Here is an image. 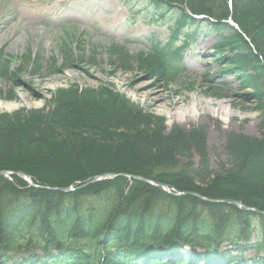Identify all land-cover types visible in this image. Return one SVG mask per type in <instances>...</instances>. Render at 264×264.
Masks as SVG:
<instances>
[{
    "label": "trees",
    "instance_id": "trees-1",
    "mask_svg": "<svg viewBox=\"0 0 264 264\" xmlns=\"http://www.w3.org/2000/svg\"><path fill=\"white\" fill-rule=\"evenodd\" d=\"M148 1L156 9L165 12L162 18L168 14L173 17L172 38L169 45L156 42L152 45L150 53L138 55L137 62L144 70L160 76L167 82L177 77L179 63L176 61L180 57V50L172 53L173 50L169 47L176 44L179 39L186 47L188 42L195 39L200 30L206 27L212 32H217L222 40L216 46L217 57L223 58L225 49L230 53L234 49L239 54L242 53L243 56L230 55L228 61L230 68L227 72L240 75L243 85L247 86L246 82L251 76H247L244 58H253L250 46L257 49L259 58L264 59L259 42L261 33L258 35L255 33L261 32V28L264 27V0H233V11L230 10L229 0ZM194 16H206L207 19L198 20ZM230 17L238 24L241 32L227 23ZM227 30L230 33L223 35L222 33ZM243 34L252 44L248 43ZM250 53L251 56L247 57L246 55ZM127 55L126 53L125 57H120L123 60V67H127L124 65L129 58ZM258 57L250 66L255 68L254 89L260 92L264 100V78L261 77L264 70L258 64L260 62ZM3 60L0 54V65ZM76 93L75 89L68 95L64 93L66 97L58 101V109H54V112L17 119V122L9 124V128L23 126L39 132H51L53 126L62 130L65 128L94 129L97 132L110 130L113 134L105 136L103 141L96 140V144L94 142L87 144V139L70 141L79 143V146L86 145L88 151L64 146L59 141L58 144L49 143L51 145H45L46 141H37L35 143L47 147L49 153L46 155H53L51 160L49 157L44 158L46 156L44 155L27 164H7L14 160H11V157L0 156V171L23 172L31 176L35 184L52 188L71 186L77 188L78 183L85 184L106 174H127L166 184L179 192L197 193L208 199L238 200L246 207L264 212V139L258 141L245 136H233L230 145L236 155L234 158L236 164L232 162L234 163L232 170L214 175L209 171L208 160L204 154L205 148L200 143V137L195 138L194 133H189L190 135L185 137L194 140L197 149L204 155L201 170L195 172L193 166L189 163L183 164L175 157L182 151L179 147L181 144L179 137L182 136L180 131H174L170 138L163 141L159 135L162 132L160 130L155 132L156 134H149L146 130L142 133L139 128L134 130L135 126L142 124L143 121H139L143 115L133 109L126 111L125 105L120 103L121 99L117 95L110 94L111 97L105 93V98L99 99L97 101L99 104H96L97 102H89L94 101L93 95H88L87 102H80ZM74 103L77 107L71 108ZM98 106L102 109H97ZM111 117L113 122H109ZM143 126L147 127V124ZM64 130L62 132L66 133ZM125 133L130 135V138L129 136L126 138ZM144 136L147 138L144 140L147 147L139 144ZM0 137L3 135L0 134ZM7 143L13 146L14 141ZM130 143L136 148L130 147L132 146ZM182 144L186 150L188 143ZM59 146L63 147L57 152ZM137 150L143 153L139 155ZM145 153L147 155H144ZM60 156L62 158H59ZM149 156L152 159L145 158ZM205 177L212 178L208 186L205 188L197 186V179L205 181ZM11 179L0 177V264L195 262L196 257L190 254L188 257L181 252L179 247L182 245L178 244L173 245L177 251L172 253L169 258L171 260L166 258L170 250L166 239L169 235L172 237L176 234L180 235L182 244L190 241L191 243L187 244L190 247L202 245V248H209L213 255L202 257L200 263L218 264V258L213 253L216 247L214 237L217 235L216 232L213 235H209L208 232L213 229V222L223 223L224 213L228 218L233 217L235 224L228 219L225 220L224 234H219L222 241L230 242V234L234 235V231L240 233L239 229L243 224L244 227L250 228L253 219H258L264 227V217L257 214L246 213L233 206L209 204L194 197H174L154 186L138 181L131 182L123 177L103 180L70 194L32 188L17 175H13ZM104 197L107 200L98 207L93 206L94 204H85L95 198ZM81 205H85L86 208L80 209ZM235 220L240 221V224ZM136 228L139 229L138 235L132 232ZM195 231H198L201 237L195 235ZM195 237L198 238L199 245H195L198 244L193 241ZM228 259L229 256H225L221 261L227 262Z\"/></svg>",
    "mask_w": 264,
    "mask_h": 264
},
{
    "label": "rangeland",
    "instance_id": "rangeland-1",
    "mask_svg": "<svg viewBox=\"0 0 264 264\" xmlns=\"http://www.w3.org/2000/svg\"><path fill=\"white\" fill-rule=\"evenodd\" d=\"M147 6L148 2L143 0H0V50H3L10 65L8 72L0 76V134L3 135L0 137V156L14 160L7 164H27L48 154L47 147L35 143L37 141H46L45 145L60 142L64 146L84 151L87 150L86 145L79 146V143L70 141L87 139L90 140L86 141L87 144L95 143L96 140L103 141L105 136L113 134L110 130L97 132L81 128H65L63 130L66 133H63L62 129L53 126L51 132H39L23 126L9 128V124L17 122V119L54 112V109H58V101L66 97L64 93L68 95L73 89L80 102H87L88 95H93L94 101H89L92 103L105 98V93L117 95L126 111L133 109L143 115L139 121H143L142 124L135 126L134 130L139 128L142 133L146 130L149 134H156L160 130L162 132L159 135L163 141L170 138L174 131H180L182 136L179 137V147L182 151L175 157L183 164L189 163L195 172L201 170L204 155L199 152L194 140L185 137L189 133H194L195 138L200 137L209 171L214 175L233 168L236 157L230 145L233 136H245L258 141L264 139V100L260 92L254 89L255 68L250 66L257 60V49L250 46L253 58H244L247 76H251L246 82L247 86H244L240 75L227 72L230 68L229 58L243 56L242 53L239 54L235 49L230 53L225 49L223 58L216 57V46L222 40L216 33L203 28L196 40L186 47L181 43L169 47L173 50L172 53L180 50V57L176 61L180 65L177 77L167 82L144 70L137 62L138 55L149 53L153 43H167L172 37L169 23L172 18L167 16L162 19L161 12L154 11V8L148 10ZM230 10L233 11L234 7ZM229 33L227 30L223 35ZM255 33H261L259 42L264 56V27L261 32ZM126 53L129 58L124 63L127 67H123L120 57ZM68 54L71 59H68ZM225 56L227 59H224ZM246 56L250 57L251 53ZM259 61L258 64L264 70V59L259 58ZM261 77L264 78V71ZM145 86L149 88L141 91L138 88ZM151 89L164 96L165 102L151 100V94H147ZM74 104L71 108L77 107ZM96 108L102 109L100 106ZM181 114L185 115L183 120L177 118ZM194 114L199 115L198 120L192 119ZM186 116L190 117L186 120ZM109 122H113L112 117ZM124 135L130 138L127 133ZM146 139L144 136L138 143L147 147L144 142ZM11 140L14 141L13 146L7 143ZM183 142L188 143L186 150ZM130 145L136 148L132 143ZM62 147H57L56 151L60 152ZM137 151L139 155L143 153ZM50 155L44 158L49 157L51 160L53 155ZM145 158L152 159L151 156ZM204 179L205 181L197 179L196 185L207 187L212 178ZM84 185L86 184L78 183V188ZM36 186L43 191L66 193L58 191L59 188ZM105 200L106 197L95 198L85 204L98 207ZM82 207L86 208L81 205L80 209ZM224 215L223 223L213 222L214 227L208 232L209 235L215 232L217 235L214 237L216 247L213 249L218 258L217 263L264 264L262 223L253 219L250 228L243 224L239 229L240 233L234 231V235L230 234V242H225L219 239V234H224L225 220L235 223L233 217L228 218L226 213ZM235 222L240 224V221ZM138 230L136 228L132 232L138 235ZM194 234L201 237L198 231ZM167 238V247L173 249L174 253L177 250L173 245L178 244L182 245L186 253L196 257V261L190 264H199L202 257L213 255L205 246L190 247L187 245L190 241L182 244L179 234L172 237L169 235ZM194 240L197 242L198 238L195 237ZM197 243L195 245H199ZM171 256L172 254H168L166 258ZM225 256H229L228 261H221Z\"/></svg>",
    "mask_w": 264,
    "mask_h": 264
},
{
    "label": "water",
    "instance_id": "water-1",
    "mask_svg": "<svg viewBox=\"0 0 264 264\" xmlns=\"http://www.w3.org/2000/svg\"><path fill=\"white\" fill-rule=\"evenodd\" d=\"M13 175V172H9V171H2L0 172V176H3V177H9ZM18 176L23 178L24 180H26L32 187H35V188H41V187H37L32 178L24 173H18ZM119 177H123V178H127L129 180H135V181H138V182H142V183H145V184H149V185H152V186H155V187H158V188H161L163 191H165L166 193L168 194H172L173 196L175 197H185V196H192V197H195V198H200L202 201H205L209 204H216V205H232L238 209H241V210H244L246 212H249V213H257L259 215H262L264 216V212L263 211H260V210H256V209H253V208H249V207H246L242 202L238 201V200H213V199H207L205 197H203L202 195L200 194H197V193H192V192H172L171 189L169 188V186H167L166 184H163V183H157V182H154L152 180H149V179H146V178H141V177H136V176H131V175H127V174H122V175H115V174H107V175H104L102 178H96L95 180L91 181L90 183L86 184L85 186L83 187H80V188H84V187H87L91 184H93L94 182H97V181H100L102 180L103 178L104 179H116V178H119ZM79 188V189H80ZM58 191H61V192H73L75 189L74 188H59L57 189Z\"/></svg>",
    "mask_w": 264,
    "mask_h": 264
},
{
    "label": "bare ground",
    "instance_id": "bare-ground-1",
    "mask_svg": "<svg viewBox=\"0 0 264 264\" xmlns=\"http://www.w3.org/2000/svg\"><path fill=\"white\" fill-rule=\"evenodd\" d=\"M139 88V90L141 91V90H146V89H148L149 87L148 86H145V87H138ZM147 94H151V96L152 97H150L151 98V100H154V101H157V102H160V101H162V103L163 102H165V100H164V96H161V95H159V93H158V91H156V90H154V89H151V90H149V91H147ZM215 115V114H214ZM185 115L184 114H181L179 117H177V118H179V119H181V120H183ZM188 117H190V116H186V120H187V118ZM192 117V119L193 120H198V118H199V115L198 114H194L193 116H191ZM132 181H135V180H131V182ZM179 250L181 251V252H185L184 254H186L188 257H189V254L188 253H186V251L184 250V248L181 246V247H179ZM170 251V252H169ZM168 251V253L169 254H172V253H174V251H173V249H170ZM187 256H185V258H188Z\"/></svg>",
    "mask_w": 264,
    "mask_h": 264
}]
</instances>
